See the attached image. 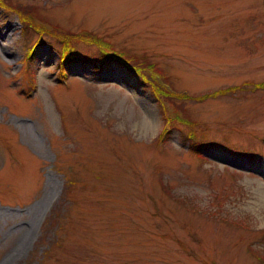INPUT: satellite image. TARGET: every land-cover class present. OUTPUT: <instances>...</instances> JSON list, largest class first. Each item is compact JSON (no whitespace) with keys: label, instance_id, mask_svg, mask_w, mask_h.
<instances>
[{"label":"rangeland","instance_id":"obj_1","mask_svg":"<svg viewBox=\"0 0 264 264\" xmlns=\"http://www.w3.org/2000/svg\"><path fill=\"white\" fill-rule=\"evenodd\" d=\"M4 3L0 264H264V0Z\"/></svg>","mask_w":264,"mask_h":264},{"label":"trees","instance_id":"obj_2","mask_svg":"<svg viewBox=\"0 0 264 264\" xmlns=\"http://www.w3.org/2000/svg\"><path fill=\"white\" fill-rule=\"evenodd\" d=\"M4 0H0V7H3L4 9L6 8L5 7V3L3 4ZM18 15L23 18V16H25V12L24 10H18ZM51 37H52V34L55 35V32H52V31H49ZM58 33H56L57 35ZM76 42V41H71V42H68V41H63V42H58L59 44H61L62 48H61V57L62 58H65L62 60L61 62V67L65 64V62L67 61H72L73 59H75V57L73 56H70L69 55V52L70 51H73L74 50V45L73 43ZM90 43V42H89ZM91 44H94V43H91ZM100 49V48H99ZM99 53V55L101 57H106V58H109L110 60H114L115 62L118 61L117 59H115L114 57L110 56V55H107L106 53L105 54H101L100 51H96ZM125 66H128L130 68H132L139 76L142 77V79H144L145 82H147L146 84H148V86L151 88V90L153 91V93L155 94V96L160 99V96H166L168 98H171V99H175V101H177L176 99H179V98H185V97H188V95L186 93H182V92H177V91H173V92H169L167 91L166 89H163L161 87V85L157 84L148 74L144 73V71L142 70V68L136 64V63H131L130 61L129 62H124ZM60 78L63 76L62 75V69L60 70ZM257 86L261 87V88H264V83H260L258 84ZM165 110V108H164ZM163 114L166 116V111H163ZM166 131V129H165ZM190 135H192L190 133ZM161 136V135H160ZM187 138H189L187 136Z\"/></svg>","mask_w":264,"mask_h":264}]
</instances>
